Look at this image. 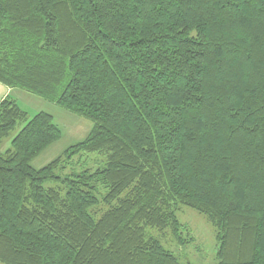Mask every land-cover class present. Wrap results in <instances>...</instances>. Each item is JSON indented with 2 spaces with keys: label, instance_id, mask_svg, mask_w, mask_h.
Here are the masks:
<instances>
[{
  "label": "trees",
  "instance_id": "1",
  "mask_svg": "<svg viewBox=\"0 0 264 264\" xmlns=\"http://www.w3.org/2000/svg\"><path fill=\"white\" fill-rule=\"evenodd\" d=\"M0 83L93 124L35 169L60 129L0 102L1 264H188L181 207L264 264V0H0Z\"/></svg>",
  "mask_w": 264,
  "mask_h": 264
},
{
  "label": "rangeland",
  "instance_id": "2",
  "mask_svg": "<svg viewBox=\"0 0 264 264\" xmlns=\"http://www.w3.org/2000/svg\"><path fill=\"white\" fill-rule=\"evenodd\" d=\"M16 98L18 105L28 114L31 120L40 112L47 113L53 117L54 124L60 129L61 139L46 149L39 157L32 161L31 165L35 169H41L61 156L69 147L83 141L91 132L93 124L74 113L42 98L17 89ZM26 123L18 124L15 131L0 144V153L4 154L11 148L14 137L23 129ZM90 158L102 159L97 155ZM103 206L99 208V212ZM178 219L184 226V245L178 244L173 238L170 230L153 231V235L182 263L188 264H216L219 243L216 238V231L210 224L208 218L198 212L181 207L178 212ZM1 264V263H0Z\"/></svg>",
  "mask_w": 264,
  "mask_h": 264
},
{
  "label": "crops",
  "instance_id": "3",
  "mask_svg": "<svg viewBox=\"0 0 264 264\" xmlns=\"http://www.w3.org/2000/svg\"><path fill=\"white\" fill-rule=\"evenodd\" d=\"M16 90L17 89L9 88V87L0 83V102H2L8 96L12 97L13 99H16V98H14V96H16V92H17Z\"/></svg>",
  "mask_w": 264,
  "mask_h": 264
}]
</instances>
